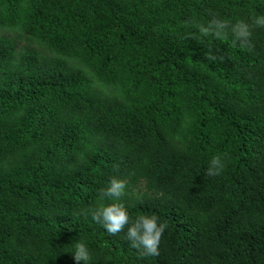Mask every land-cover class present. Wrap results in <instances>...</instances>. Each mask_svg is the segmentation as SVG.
<instances>
[{"label": "trees", "instance_id": "obj_1", "mask_svg": "<svg viewBox=\"0 0 264 264\" xmlns=\"http://www.w3.org/2000/svg\"><path fill=\"white\" fill-rule=\"evenodd\" d=\"M258 16L264 0H0V264H76L77 241L90 264H264ZM113 177L130 217L114 236L90 211L116 202ZM140 215L167 224L157 256L127 239Z\"/></svg>", "mask_w": 264, "mask_h": 264}, {"label": "clouds", "instance_id": "obj_2", "mask_svg": "<svg viewBox=\"0 0 264 264\" xmlns=\"http://www.w3.org/2000/svg\"><path fill=\"white\" fill-rule=\"evenodd\" d=\"M254 23L259 27H264V16H258ZM198 31L208 36L210 34L220 36L227 27V23L222 20H212L207 26L198 25ZM233 34L238 40H246L250 36L249 25L244 22H237L232 27ZM210 59H215L210 56ZM225 163L220 155L214 156L207 170L209 176H219L222 174ZM126 182L123 179L113 177L107 182V187L100 190L101 199H110L112 203L96 207L91 211L93 221L102 224L104 230L110 235H116L129 225L130 217L123 203L118 202L124 195ZM167 224L161 222L156 215H140L127 228V239L132 242V246L141 251L143 256H157L158 246ZM76 264H90V253L87 245L82 241L74 244V251L70 252Z\"/></svg>", "mask_w": 264, "mask_h": 264}, {"label": "rangeland", "instance_id": "obj_3", "mask_svg": "<svg viewBox=\"0 0 264 264\" xmlns=\"http://www.w3.org/2000/svg\"><path fill=\"white\" fill-rule=\"evenodd\" d=\"M8 36L10 37H14V34L13 33H7ZM29 48H34V49H37L39 51H41L43 54L45 55H50L52 56V53L49 52L47 49L44 48V45L36 42V41H33L31 43H28L27 41H19L18 44H17V50L18 52H22L26 49H29ZM69 64L74 67V68H83L82 65H80L79 63L75 62L74 60L72 59H69ZM94 88L101 91L102 93L104 94H111V88L110 87H106V86H103L101 85L100 83H97L95 80H94ZM146 189L144 187V184L143 183H139L137 184V186L135 188H133L132 190V194H139V193H143L145 192Z\"/></svg>", "mask_w": 264, "mask_h": 264}]
</instances>
